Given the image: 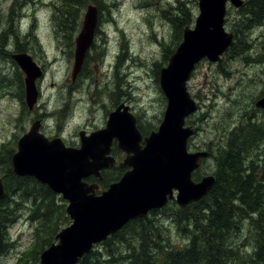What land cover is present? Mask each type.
<instances>
[{"label": "rangeland", "instance_id": "rangeland-1", "mask_svg": "<svg viewBox=\"0 0 264 264\" xmlns=\"http://www.w3.org/2000/svg\"><path fill=\"white\" fill-rule=\"evenodd\" d=\"M26 1V6H19L16 0H0V71L3 74V78H0V155L3 146H6L4 149L7 152L13 150L14 155L19 139L37 120L42 121L41 132L46 136L51 139L62 138L66 145L79 147L80 131L90 135L105 128L108 112L121 104L129 106L131 112L137 115L139 125H152L148 129L143 127L146 131L158 129L167 100L157 81L155 64L163 62L165 45L172 43L173 30L164 16V10H169L171 4L176 8L177 0H109L115 5L108 8L109 11L105 14L100 12L99 35L90 63L85 67L84 76L75 83L71 78L74 38L76 31L82 27L87 6L95 4L87 5V0L82 1L80 6L86 7L81 8L76 31L70 40L65 31L64 34L57 28L62 19L56 20L54 17V6L60 0ZM180 1L185 2V8L192 12L189 27L193 28L199 15V0ZM76 8L78 9L77 6ZM19 15L25 19H17ZM238 17L239 9L228 5L225 21L227 32L232 33L239 22ZM32 27L35 42L30 35L23 34V29L30 30ZM249 37L253 49L248 53L251 56L248 61L235 59L229 52L223 55L221 63H210L205 59L197 65L188 83V89L198 103L197 111L187 119V125L195 129V134L188 143V152L211 153L197 171L199 180L215 175L217 151L224 144L228 130L243 119L241 116L244 113L245 120L247 116H253L264 127V111L255 107V103L264 96V28L251 31L247 34V38ZM29 38L30 49L16 51V39L25 42ZM177 47L173 49V53ZM21 52L30 54L44 71V77L37 82L39 101L32 111L28 110L25 100V74L11 58L13 54ZM103 63L112 67L111 70L105 71ZM164 67L166 65L161 67L160 72ZM263 141L254 149L264 152ZM117 154L122 163L126 155L121 151H117L115 155ZM118 166L115 165V168ZM3 168L0 165V176L5 171V167ZM150 219H154L161 236L168 237L170 244L184 245L181 228H178L175 219H170L168 213H152L146 222ZM249 230L250 228L247 234ZM2 236L7 243H15L16 247L8 253H5L7 249L0 252V264H34V256H29L26 260L22 255L35 244L33 227L25 217L4 229ZM248 236L253 237L252 232ZM251 237L245 242L248 249L253 244ZM235 239V235H230V241Z\"/></svg>", "mask_w": 264, "mask_h": 264}, {"label": "water", "instance_id": "water-1", "mask_svg": "<svg viewBox=\"0 0 264 264\" xmlns=\"http://www.w3.org/2000/svg\"><path fill=\"white\" fill-rule=\"evenodd\" d=\"M243 4L244 0L198 1L194 27H185L182 42L160 72L159 83L167 106L158 130L149 136L139 131L129 107L120 105L110 113L105 129L90 135L79 133L80 148L67 147L61 138L45 137L40 132V121L33 122L19 139L12 157L15 175L34 178L61 195L71 219V224L56 236V242L42 252L40 264H78L95 243L105 242L130 221L146 219L150 211L161 210L169 201L186 208L209 194L214 176H205L198 182L192 178L209 153L188 152L194 129L185 126L186 119L198 109L188 82L202 60L222 62L234 44V34L225 29L228 5L240 9ZM97 27L98 10L90 5L76 40L73 79L82 68ZM13 59L26 75V103L32 110L39 96L36 81L43 72L28 54H16ZM256 107L264 110V96ZM115 140L117 148L126 154L119 167L129 170L98 195V184L85 180H102V171L116 164L111 156ZM5 197L0 178V202Z\"/></svg>", "mask_w": 264, "mask_h": 264}, {"label": "trees", "instance_id": "trees-1", "mask_svg": "<svg viewBox=\"0 0 264 264\" xmlns=\"http://www.w3.org/2000/svg\"><path fill=\"white\" fill-rule=\"evenodd\" d=\"M82 1L60 0L54 6V17L56 20L62 19L63 23L58 24L57 28L63 33L65 31L70 40L76 31L81 8L86 7L80 6ZM16 3L19 6L27 5L26 0H16ZM91 3L97 6L99 13L103 11L104 14L115 5L109 0H87V5ZM177 4L176 8L171 4L169 10H164V16L172 26L173 40L165 45L163 62L155 64L157 81L161 67L167 64L173 49L182 41L183 29L191 24V10L185 8V2L177 0ZM20 17L17 16V19ZM237 21L232 31L234 44L228 52L235 59L248 61L251 57L248 53H251L253 46L247 34L264 28V0H244ZM34 33L32 27L28 35ZM0 78H3L1 71ZM241 118L236 126L228 130L223 149L220 147L217 151L216 180L209 194L187 208L171 202L162 212L168 213L170 219L178 223L183 246L172 245L168 237L161 236L154 219L148 222L138 220L106 242L96 245L78 264H264V152L254 149L264 140V127L251 116L247 117V121L244 114ZM143 127L148 129L152 125H139L144 135L154 129L146 131ZM5 147H2L0 155V165L5 167L0 177L6 192V197L0 202V252L7 249L5 253H8L16 247L15 243L6 242L2 236L3 230L25 217L33 227L35 244L22 255L26 260L34 256V264H38L41 253L55 243L58 233L71 222L66 213L67 202L35 179L15 175L13 150L7 152ZM121 174L122 170L117 167L104 171L102 181L89 178L87 182H97L100 190L104 191L110 183L119 180ZM194 180H199V172L194 174ZM251 232L253 237L248 236ZM230 235H235L236 239L230 241ZM249 237L253 238L250 249L247 248L249 246L245 247Z\"/></svg>", "mask_w": 264, "mask_h": 264}, {"label": "flooded vegetation", "instance_id": "flooded-vegetation-1", "mask_svg": "<svg viewBox=\"0 0 264 264\" xmlns=\"http://www.w3.org/2000/svg\"><path fill=\"white\" fill-rule=\"evenodd\" d=\"M31 36V38L33 39L32 41L33 42H35L34 40H36V37H32V35H30ZM26 42H27V45H26ZM19 43L20 44H22L21 46H23V47H16L17 49H16V51H27V50H29L30 49V43H31V39L29 38V40H27V41H25V44L22 42H20L19 41ZM24 45H26V47L24 46ZM95 47V46H94ZM94 47H93V49H94ZM18 48H20V49H18ZM93 52V51H92ZM92 52L89 54H87V57H86V59H85V61H84V63H83V65H82V68H81V70H80V72L77 74V76L75 77V79H73V67H72V73H71V78H72V82L73 83H75L81 76H84V72H85V67H86V65L88 64V63H90V56H91V54H92ZM89 55V56H88ZM117 73V72H116ZM116 73H115V76H116ZM115 76L113 77V78H115ZM87 84H89V82L87 83ZM90 87V84L88 85V88ZM89 91H90V88H89ZM255 105H256V103H255ZM114 107H115V105H114ZM117 107H115L113 110H115ZM112 110V111H113ZM258 110H260V109H258ZM110 111V110H109ZM112 111H110V112H108V115L112 112ZM261 111H263V110H261ZM68 145V144H67ZM70 145H72V144H70ZM73 146H75V145H73ZM210 155H211V153L209 152V157H210ZM209 159V158H208ZM207 160V159H206ZM206 160H204V161H206ZM203 161V162H204ZM202 166H203V164H202ZM202 168V167H201ZM200 168V169H201ZM199 169V170H200ZM214 177H215V180H216V173H215V175H213ZM160 214V213H159ZM151 216V215H150ZM150 218V217H149ZM148 218V219H149ZM148 219H146V220H148Z\"/></svg>", "mask_w": 264, "mask_h": 264}, {"label": "bare ground", "instance_id": "bare-ground-1", "mask_svg": "<svg viewBox=\"0 0 264 264\" xmlns=\"http://www.w3.org/2000/svg\"><path fill=\"white\" fill-rule=\"evenodd\" d=\"M20 27H21V26H20ZM21 28H22V27H21ZM30 31H31V29L29 30V32H30ZM23 34H24V29H23ZM14 35H15V34H14ZM14 35H13V37H14ZM34 35H35V33H34ZM15 36H16V35H15ZM22 37H23V36H22ZM22 37H21V38H22ZM25 38H26V37H25ZM17 39H18V38H17ZM17 39H16V43H15L14 45H15V47H20L22 44H20L19 41H17ZM21 43H22V42H21ZM23 43L25 44V42H23ZM30 44H31V43H30ZM26 45H27V42H26ZM26 45H24V46L26 47ZM8 46H9V48H10V45H8ZM13 47H14V46H13ZM21 47H23V46H21ZM21 47H20V48H21ZM12 49H13V48H12ZM96 56H97V55H96ZM2 64H3V63H2ZM229 74H230V73H229ZM108 83H109V82H108ZM130 86H131V85H130ZM131 87H132V86H131ZM16 88H17V87H16ZM18 89H19V88H18ZM260 99H261V98H260ZM256 101H257V100H256ZM255 107H256V105H255ZM256 108H257V107H256ZM257 109H258V108H257ZM244 111H245V110H244ZM246 111H247V110H246ZM252 111H253V110H252ZM263 111H264V110H263ZM256 113H257V112H256ZM244 114H245V113H244ZM246 114H247V113H246ZM248 114H249V113H248ZM262 114H264V113H262ZM251 115H254V114H251ZM262 116H263V115H262ZM247 117H248V116H247ZM249 117H250V116H249ZM252 117H253V116H252ZM255 117H256V114H255ZM259 117H260V116H259ZM253 118H254V117H253ZM236 119H237V118H236ZM238 119H239V118H238ZM246 119H247V118H246ZM248 119H249V118H248ZM254 119H255V118H254ZM254 119H253V122H254ZM25 120H26V119H25ZM27 120H28V119H27ZM27 120H26V121H27ZM257 120H258V119H257ZM248 121H249V120H248ZM253 122H250V123H253ZM218 139H219V138H218ZM219 140H221V139H219ZM218 142H219V141H218ZM261 142H262V141H261ZM261 142H260V143H261ZM263 142H264V141H263ZM258 145H259V144H258ZM258 145H256V146H258ZM256 148H257V147H256ZM263 150H264V149H263ZM211 158H212V157H211ZM189 206H190V205H189ZM186 208H187V207H186ZM102 243H103V242H97V243H95L94 246H93V248L91 249V251L94 249V247H95L96 245H99V244H102ZM51 246H52V245H51ZM51 246H50V247H51ZM50 247H49V248H50ZM47 249H48V248H47ZM47 249H46V250H47ZM91 251H90V252H91ZM90 252H89V253H90Z\"/></svg>", "mask_w": 264, "mask_h": 264}]
</instances>
